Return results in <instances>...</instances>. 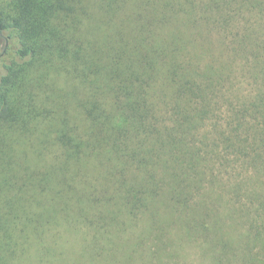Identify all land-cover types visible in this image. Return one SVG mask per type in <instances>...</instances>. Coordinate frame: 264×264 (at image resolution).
I'll return each mask as SVG.
<instances>
[{
	"label": "trees",
	"instance_id": "16d2710c",
	"mask_svg": "<svg viewBox=\"0 0 264 264\" xmlns=\"http://www.w3.org/2000/svg\"><path fill=\"white\" fill-rule=\"evenodd\" d=\"M8 2L0 264H264V0Z\"/></svg>",
	"mask_w": 264,
	"mask_h": 264
},
{
	"label": "rangeland",
	"instance_id": "374dc122",
	"mask_svg": "<svg viewBox=\"0 0 264 264\" xmlns=\"http://www.w3.org/2000/svg\"><path fill=\"white\" fill-rule=\"evenodd\" d=\"M8 1L10 0H0V8L5 7L8 9ZM16 45V42L10 46L5 44L4 41L0 40V76L4 73V63L11 62L14 59V49L17 47ZM186 247L187 252H189L191 255L187 260L182 261L183 264H207V259L200 251L192 248V245H187Z\"/></svg>",
	"mask_w": 264,
	"mask_h": 264
}]
</instances>
